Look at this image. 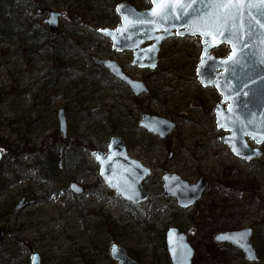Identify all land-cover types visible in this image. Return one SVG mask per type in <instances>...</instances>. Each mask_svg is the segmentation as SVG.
<instances>
[{"label":"rangeland","instance_id":"1","mask_svg":"<svg viewBox=\"0 0 264 264\" xmlns=\"http://www.w3.org/2000/svg\"><path fill=\"white\" fill-rule=\"evenodd\" d=\"M15 1L23 4L21 23L31 30L0 44V142L6 139L21 150L15 158L0 146L6 182L0 195V226L6 229L0 253L12 246L15 264L33 252L42 264H70L66 260L71 257L77 264H117L103 259L115 242L132 258L137 255L139 264H166L164 234L175 226L188 236L193 264H247L240 252H228L213 237L250 226L262 252L257 264H264V143L263 156L245 163L219 140L224 132L216 128L213 109L221 95L213 86L202 87L195 75L199 36L165 40L156 68L142 69L130 64V50L115 51L110 39L97 32L119 24L114 6L126 0H90L97 1L93 7L101 18L90 13L86 20L70 17L75 0H41L43 5ZM134 3L140 10L150 6L149 0ZM43 8L63 12L56 35L59 48H43L50 36L43 23L47 14L37 13ZM54 50L62 67L56 68L50 54ZM228 52L225 44L212 50L217 56ZM100 58L123 64L127 73L146 82L149 93L134 97L94 63ZM56 69L53 88L48 80ZM198 97L209 107L208 114L192 106ZM59 108L67 120L64 138L58 129ZM142 112L170 117L177 126L169 138L158 139L137 126ZM115 135L123 137L129 156L152 171L143 181L148 198L136 205L108 188L98 172L95 153H107ZM166 171L190 183L204 176L209 186L196 204L181 210L175 198L162 195ZM71 181L84 186V193L70 192ZM73 255L82 257L75 260Z\"/></svg>","mask_w":264,"mask_h":264},{"label":"water","instance_id":"2","mask_svg":"<svg viewBox=\"0 0 264 264\" xmlns=\"http://www.w3.org/2000/svg\"><path fill=\"white\" fill-rule=\"evenodd\" d=\"M149 1L151 6L144 10H137L127 2L118 3L115 9L120 24L116 29L105 27L99 32L110 38L115 50H132V65L148 69L156 67L157 53L164 39L174 35H199L201 52L196 66L198 82L202 87L213 85L222 95V101H229L225 109L220 104L214 109L217 129L228 132L220 137V141L241 160L260 157L261 149L258 146L251 148L247 138L256 145L264 142V4L260 0H251L253 6L244 8L243 17L236 20L234 28L229 26L232 28L231 34L222 28L214 33L217 42L212 43L208 33L213 32V29L197 27L193 30L192 26L198 17L210 11L207 5L214 0H181L180 4L166 3L164 0ZM165 9L171 11L165 15ZM59 16L60 13L51 11L44 21L51 34L58 30ZM201 33H204L203 43ZM145 42L150 44L141 47ZM222 43L229 45L227 57L209 53ZM95 62L102 64L114 78L126 84L135 96L148 92L142 80L131 78L115 60L97 59ZM57 120L59 131L65 137L67 121L62 108L58 109ZM138 126L159 138H165L173 130L174 123L165 117L143 113ZM107 149V154L102 151L95 154L99 174L106 185L131 204L146 200L148 194L142 182L150 174V169L128 155L121 136H112ZM161 179L162 195L175 198L177 205L184 210L202 197L208 185L205 177L189 183L180 175L170 172L164 173ZM69 189L74 194L83 192V187L76 182H71ZM252 233L251 227L219 231L214 235V240L234 246L250 264H256L259 256L251 240ZM4 236L5 228L0 226V242ZM164 242L170 264H192L194 249L184 232L169 227ZM109 255L118 264H138L129 257L124 247L116 243L110 245ZM30 264H41L38 254L32 255Z\"/></svg>","mask_w":264,"mask_h":264},{"label":"trees","instance_id":"3","mask_svg":"<svg viewBox=\"0 0 264 264\" xmlns=\"http://www.w3.org/2000/svg\"><path fill=\"white\" fill-rule=\"evenodd\" d=\"M80 1L81 0H77V2L73 1V3L70 5V7L73 8V13H75L76 19L86 20L89 13H91V14L92 13H94V14L98 13V19L101 18L100 12L96 10V6L93 7V4L97 1L92 2L90 0H86L87 2L85 4H81ZM126 1L128 3L133 4V5L135 4L134 0H126ZM33 2L38 3L41 1L40 0H33ZM2 3H0V44L4 43L5 40H7L8 38L13 37V36H15L21 32L22 33H28L31 30V25H25L22 23H18V19L16 18V15H19L18 8L21 7L22 5L17 4L15 0H5L4 5H2ZM41 38H42V36L39 35V37L37 36L35 39L40 40ZM59 38L60 37H57V36H53V37L47 36L45 39L46 43H44L43 48H46L48 50L53 46H54V49L56 47L59 48L60 41H61ZM0 50H1V48H0ZM50 54L55 55L54 61L56 62V68L62 67L63 61L59 57H56L57 53L55 52V50L51 51ZM2 57H4V54L2 52H0V58H2ZM58 72H59V69H56V71L52 72L51 73L52 75L49 76L48 83L50 84V87L54 88L53 83H54V80H55ZM110 124H113V123L110 122ZM10 144L11 143L7 142L6 139L2 143L0 142V146L2 149L6 150L7 153L10 154L11 157L17 158L19 151H21V150H18L17 146L10 145ZM1 168H2V163L0 162V195L3 193L4 186L6 184L4 179H2ZM99 234H100V231H99ZM159 238L163 241V237H159ZM253 240L256 241L255 245L257 247L259 245V241H257V237L255 236V234L253 236ZM226 246L228 248V250H227L228 252H232V253L237 252V250H235L233 247H231L229 245H226ZM11 247L6 249L3 253H0V264H15V263H12V260L15 259L16 257L13 255L15 253H14V251L11 250ZM163 247H164V244H163ZM260 253H262V252L259 251V255L262 256V254H260ZM73 256H75L74 257L75 260L78 259L79 257H82V255H80V256L73 255ZM71 258H67L66 261L70 262V264H77L74 261H70ZM135 258L138 259V256L136 255ZM103 259L106 260L107 263H108V261L111 260L108 255L104 256ZM164 260H165L166 264H169L168 257L166 255V253L164 255ZM19 264H29V258H24L23 260H21V262ZM63 264H69V263H63ZM224 264H232V263L230 261H225Z\"/></svg>","mask_w":264,"mask_h":264},{"label":"snow or ice","instance_id":"4","mask_svg":"<svg viewBox=\"0 0 264 264\" xmlns=\"http://www.w3.org/2000/svg\"><path fill=\"white\" fill-rule=\"evenodd\" d=\"M164 2L180 4L181 0H164ZM260 3L264 4V0H260ZM252 6L251 0H214V2H211L207 5L210 11L206 12L203 16L198 17L193 22V30H195L197 27L213 29L214 31L209 32L208 36L211 38L212 43H216L217 37L214 33L219 32L223 28L228 31L229 34H231L232 28L229 26L231 25L234 28L236 20L243 17L244 8H251ZM170 11L171 9H165L164 14L167 15ZM222 34L223 33H221V35ZM201 35V42L203 43L204 33H201ZM229 59H231V56Z\"/></svg>","mask_w":264,"mask_h":264},{"label":"flooded vegetation","instance_id":"5","mask_svg":"<svg viewBox=\"0 0 264 264\" xmlns=\"http://www.w3.org/2000/svg\"><path fill=\"white\" fill-rule=\"evenodd\" d=\"M121 66H122V68H123V70L127 73V71H126V68L124 67V65L123 64H120ZM131 78H135V77H133V76H131L129 73H127ZM110 76V75H109ZM111 77V76H110ZM135 79H137V78H135ZM122 84V83H121ZM124 85V84H123ZM125 86H127L126 84H125ZM148 86V85H147ZM149 88V87H148ZM195 103H197V104H195ZM218 104H220L221 106H222V108H225L226 106H227V103H225L226 105L224 106L223 104H224V102L222 101V95H221V102H218V103H216L215 104V107L218 105ZM192 106L194 107V108H200L201 109V112H202V114H208L209 113V107L208 106H206L205 105V103H204V100L202 99V98H196L193 102H192ZM142 114V113H141ZM140 114V115H141ZM162 117H165V118H167V119H169L170 121H172L173 123H174V128H173V130L165 137V139L166 138H169V136L172 134V132L175 130V128H176V126H177V123H176V121L174 120V119H171L170 117H166V116H162ZM151 134V133H150ZM157 137V136H156ZM158 138V137H157ZM124 143L126 144V142H125V140H124ZM167 160L169 161V163H170V152L168 153V155H167Z\"/></svg>","mask_w":264,"mask_h":264},{"label":"bare ground","instance_id":"6","mask_svg":"<svg viewBox=\"0 0 264 264\" xmlns=\"http://www.w3.org/2000/svg\"><path fill=\"white\" fill-rule=\"evenodd\" d=\"M41 1V0H40ZM75 2H77V0H75ZM87 1L86 0H81L80 1V3L81 4H85ZM34 3H37V2H34ZM38 4H41V5H43L44 4V1H41V2H38ZM21 5H23V4H21ZM29 7V6H28ZM20 8H22V6L21 7H19L18 8V10L20 9ZM25 8V7H24ZM51 11H54V12H58V13H60V16L58 17V23L60 24V20H62V18H63V12H61V11H57V10H54V9H47V8H43V9H37V13H43V12H45L46 14H47V16L43 19V23H44V21L49 17V15H50V12ZM69 14H70V17L71 18H75L76 16H75V13H73V8L72 7H69ZM90 14V13H89ZM22 15V14H21ZM21 15H16V18L18 19V23H21L22 21H23V19L21 18ZM49 33V35L50 36H56L57 34H58V31L55 33V34H51L50 32H48ZM64 110V109H63ZM112 127H115V125H114V123L113 124H110Z\"/></svg>","mask_w":264,"mask_h":264}]
</instances>
